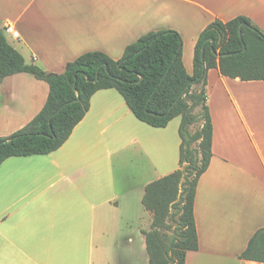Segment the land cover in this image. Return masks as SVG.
<instances>
[{
	"label": "crops",
	"instance_id": "0c3cea01",
	"mask_svg": "<svg viewBox=\"0 0 264 264\" xmlns=\"http://www.w3.org/2000/svg\"><path fill=\"white\" fill-rule=\"evenodd\" d=\"M240 15L264 31V0H0L9 42L28 63L55 73L86 52L119 60L140 36L177 30L193 74L186 39L195 49L210 23ZM49 92L48 82L28 72L0 82V137L25 127ZM208 104L213 157L195 200L199 249L186 264H264L240 258L264 227V80L211 69ZM178 117L151 126L117 89H101L60 148L7 158L0 165V264H149L145 231L153 215L143 197L149 183L180 166Z\"/></svg>",
	"mask_w": 264,
	"mask_h": 264
},
{
	"label": "trees",
	"instance_id": "16d2710c",
	"mask_svg": "<svg viewBox=\"0 0 264 264\" xmlns=\"http://www.w3.org/2000/svg\"><path fill=\"white\" fill-rule=\"evenodd\" d=\"M183 53L180 32L150 31L129 44L119 60L103 51H89L69 62L64 72L55 73L28 63L0 24V82L28 72L50 86L42 110L22 129L0 137V165L9 157L60 148L101 89H117L135 116L151 126L166 127L181 116L180 166L149 183L143 203L153 215L151 229L145 231L149 264H186L188 252L199 249L195 200L213 157L208 73L217 68L224 76L264 80V31L244 15L226 22L216 19L196 43L193 74L186 69ZM196 123L199 128L193 131ZM240 258L264 263V227Z\"/></svg>",
	"mask_w": 264,
	"mask_h": 264
},
{
	"label": "rangeland",
	"instance_id": "374dc122",
	"mask_svg": "<svg viewBox=\"0 0 264 264\" xmlns=\"http://www.w3.org/2000/svg\"><path fill=\"white\" fill-rule=\"evenodd\" d=\"M189 46H190L189 40L186 39V42H185V53H186V54L191 53V54L194 55V52H195L194 47L189 48ZM192 72H193V71H192ZM212 76H217V73H215V74L212 75ZM207 92H208V85H207ZM208 105H209V104H208ZM198 112H199V110H196V113H198ZM178 118H180V117H178ZM199 124H200V123H196V124L192 127V130L194 131V130H196L197 128H199Z\"/></svg>",
	"mask_w": 264,
	"mask_h": 264
},
{
	"label": "built area",
	"instance_id": "2783aa9c",
	"mask_svg": "<svg viewBox=\"0 0 264 264\" xmlns=\"http://www.w3.org/2000/svg\"><path fill=\"white\" fill-rule=\"evenodd\" d=\"M7 29L11 31L14 35H18V32L14 29L12 25L7 26Z\"/></svg>",
	"mask_w": 264,
	"mask_h": 264
},
{
	"label": "water",
	"instance_id": "95a60500",
	"mask_svg": "<svg viewBox=\"0 0 264 264\" xmlns=\"http://www.w3.org/2000/svg\"><path fill=\"white\" fill-rule=\"evenodd\" d=\"M211 41L214 42L215 41L214 38H211ZM203 56H204V49H203ZM77 100H79V92H78V98H77ZM12 139L13 138H10L8 141H12Z\"/></svg>",
	"mask_w": 264,
	"mask_h": 264
}]
</instances>
